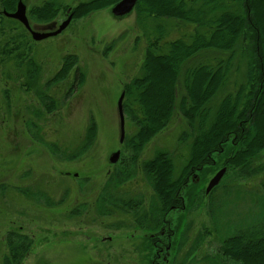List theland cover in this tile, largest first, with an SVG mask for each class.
<instances>
[{
    "label": "rangeland",
    "instance_id": "rangeland-1",
    "mask_svg": "<svg viewBox=\"0 0 264 264\" xmlns=\"http://www.w3.org/2000/svg\"><path fill=\"white\" fill-rule=\"evenodd\" d=\"M48 1L60 12L52 20L34 19L29 10ZM86 1L23 0L31 26L42 32L57 28L67 10ZM159 23L167 24L172 39L193 32L188 23ZM1 27L0 264H241L225 256L222 246L247 229L264 236V172H258L264 151L253 169L227 170L207 195L209 181L224 167V154H214L217 164L190 180L188 190L196 194L192 202L185 196V209L168 214L169 229L162 223L165 215L158 223L162 232L149 227L154 219L146 224L142 218L155 199L143 162L165 149L181 169L193 138L184 136L189 129L177 111L173 122L136 156L128 143L136 126L124 112L121 142L118 101L141 75L145 51L156 36L138 25L135 10L116 18L105 8L42 41H34L14 19L4 17ZM66 56L77 57L85 76L74 91L75 70L64 81L51 82ZM244 71H235L231 83H241ZM93 122L97 136L87 144ZM117 151L120 159L112 164L109 159ZM17 232L30 238H17ZM24 242L26 250L13 262Z\"/></svg>",
    "mask_w": 264,
    "mask_h": 264
},
{
    "label": "trees",
    "instance_id": "trees-1",
    "mask_svg": "<svg viewBox=\"0 0 264 264\" xmlns=\"http://www.w3.org/2000/svg\"><path fill=\"white\" fill-rule=\"evenodd\" d=\"M18 1L0 0V30L3 12H15ZM119 1L81 2L71 15L73 20L85 18ZM60 10L48 1L32 8L30 15L48 21ZM135 12L138 25L150 37L156 36L145 51L141 75L124 91V112L136 126L129 147L136 156L141 154L173 122L177 111L189 129L184 136L193 138L181 169L165 149L142 164L155 196L142 218L146 224L154 219L156 224L149 227L155 229L162 216L185 209V196L192 202L196 194L191 187L188 190L190 180L217 164L214 154H224L220 163L227 170H246L254 168L264 151V0H138ZM165 20L188 23L193 32L172 39L167 24L159 23ZM77 66V57L66 56L51 82L63 81L75 70L74 91L85 80ZM243 68V81L231 83L232 74ZM96 136L93 122L86 143ZM258 172H264V165ZM261 184L264 189V178ZM252 230L227 238L223 254L241 264H264V236Z\"/></svg>",
    "mask_w": 264,
    "mask_h": 264
},
{
    "label": "water",
    "instance_id": "water-1",
    "mask_svg": "<svg viewBox=\"0 0 264 264\" xmlns=\"http://www.w3.org/2000/svg\"><path fill=\"white\" fill-rule=\"evenodd\" d=\"M138 0H120L118 3H116L112 8H111V14L116 17V18H123L130 14ZM4 15L7 18L14 19L19 21L24 25V27L31 33V36L34 41H42L50 37H54L62 33L71 23L72 21V15H70L65 21H63L59 28L55 31L52 32H39V31H34L30 25L28 16H27V7L24 4L22 0H20L17 4L16 11L13 13H8L4 11ZM124 92L122 93L119 101H118V110H119V117H120V131H121V142H123L125 138V114H124V107H123V99H124ZM121 152L117 151L115 152L109 159V161L112 164H116L119 159H120ZM227 169L224 167L221 170H219L214 177L209 181L208 186L206 188V194H210L212 190L219 185L220 181L224 177Z\"/></svg>",
    "mask_w": 264,
    "mask_h": 264
},
{
    "label": "flooded vegetation",
    "instance_id": "flooded-vegetation-1",
    "mask_svg": "<svg viewBox=\"0 0 264 264\" xmlns=\"http://www.w3.org/2000/svg\"><path fill=\"white\" fill-rule=\"evenodd\" d=\"M20 1V0H19ZM18 1V2H19ZM23 1V0H22ZM32 9V8H31ZM30 9V10H31ZM30 10H29V12H30ZM28 11V10H27ZM71 12H72V9L70 8L69 10H67V12H66V14L68 15V17L71 15ZM28 14V13H27ZM28 16V15H27ZM67 17V18H68ZM29 19V18H28ZM72 20H73V17H72ZM17 21V20H16ZM19 22V21H18ZM30 22V21H29ZM72 22V21H71ZM20 23V22H19ZM22 24V23H21ZM23 25V24H22ZM31 25V24H30ZM24 26V25H23ZM60 26V25H59ZM59 26L56 28L55 26L54 27H51V28H54V30H52L51 28L50 29H48L47 31H44V32H52V31H55V30H57L58 28H59ZM32 27V26H31ZM32 29L34 30V31H39V32H42V31H40V30H38V29H34L33 27H32ZM27 30V29H26ZM46 30V29H45ZM28 31V30H27ZM29 32V31H28ZM43 33V32H42ZM29 34L31 35V33L29 32ZM74 73L75 72H73L72 73V75H74ZM64 81V80H63ZM59 82H62V81H59ZM58 82V83H59ZM44 206H47V207H50V203H48L46 200L44 201ZM163 220V219H162ZM164 225H166V227H167V229H169L170 227H171V223H169V222H171V220L170 219H168V214L166 215V216H164ZM156 230H160L161 232H162V230H164V227L163 228H161V229H158V227H157V229ZM17 234H21V232H17V233H15L14 234V236H16L17 238H24V239H28V238H30L29 236H27V235H24L23 234V236H18ZM164 235H162V237H163ZM161 237V238H162ZM170 237V233L168 234V235H166V238H169ZM159 239V240H157V243H155L154 244V247H158V242L160 241V242H162L163 240L162 239ZM156 242V241H155ZM27 243V242H26ZM26 243L24 242V243H22V245H21V247L20 248H18V249H20V251H16V254L15 255H13L12 256V258H13V262H14V260H16V261H18L19 259H18V257H19V254L20 253H22V252H24L26 249H24L25 248V245H26ZM156 249V248H155ZM27 253L28 252H25L24 253V255H27ZM155 256H157V257H159V252H158V250H155ZM155 262L154 261H150L149 260V262H148V264H154ZM13 264V263H12ZM15 264H17V263H15Z\"/></svg>",
    "mask_w": 264,
    "mask_h": 264
}]
</instances>
